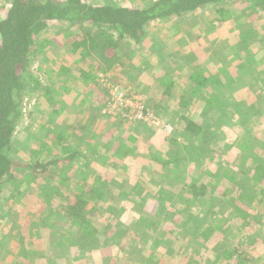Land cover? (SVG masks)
Returning <instances> with one entry per match:
<instances>
[{
  "label": "trees",
  "instance_id": "obj_1",
  "mask_svg": "<svg viewBox=\"0 0 264 264\" xmlns=\"http://www.w3.org/2000/svg\"><path fill=\"white\" fill-rule=\"evenodd\" d=\"M124 1L123 4L115 0H0V222L6 224L14 220L15 214L20 218L17 220L22 229L13 239L12 250L8 251L13 254L14 264H38L30 260L28 253L33 252L35 238L42 237L40 235L51 241L50 252L36 251L35 256L42 261L47 257L41 264H58V261L81 264L86 259L88 264H119L122 250L115 247L112 252L110 241L115 231L140 236L133 254L123 264H162L165 256L171 258V262L163 261L164 264H182L184 257L176 259L181 255V246L164 218L170 223L173 219L180 227L189 222L194 224L190 236L184 239L186 242L195 236L201 241L215 238L209 248L198 241L200 251L193 250L196 259L190 260L187 256L190 261L186 264H264L262 253L251 256L243 251L241 254L239 239L225 247L215 245L226 218L217 216L215 204L207 205L208 198L216 192L225 196L221 186L223 181L230 182L234 186L229 190L231 195L223 197L230 206L224 209L229 216L228 209L233 212L239 205L244 208L245 216L248 215L239 227H244L239 242L248 240L249 234L264 242V126L253 127L259 119L264 121V73L260 65L264 57L256 61L248 46L255 39V32L246 30L245 20L230 28L229 32L236 34L239 57L231 66L220 56L219 66L212 69L210 65L211 68L206 69L208 57L200 52L201 48L193 49L188 60H196L200 66L187 67L183 77L180 73L158 72L150 83L144 81L147 85L143 84L138 92L129 85L128 89L120 90L122 78L119 73L118 76L114 71L112 74L110 69L123 62L117 50L128 40L136 46L148 44L146 25L192 17L205 9L216 17L208 25L213 29L215 24L232 21L233 11L225 7L237 0H154L147 6L136 4L135 0ZM241 1L247 6L246 13L242 12L241 16L248 13H253L257 19L264 16V0ZM56 26L62 34L58 39L54 38L59 35ZM244 31L247 34L244 35ZM64 37L72 38L66 47L61 43ZM226 40L223 44L229 45ZM258 43L264 48L262 38ZM153 45L148 44L151 49L155 48ZM67 51L84 63L94 53L96 58L103 60L107 72L101 74L100 79L93 66L90 71H84L76 68L74 62L59 64L55 73L45 71L42 77L33 72L32 63L40 54L61 59ZM46 59L44 56L42 61ZM131 63L128 65L130 83L143 80L148 64L139 62L136 68L134 60ZM71 68L78 71L79 85L83 89H79L82 93L76 94L78 98L73 105L63 98V91L60 94L54 88L56 79H69L67 73ZM100 70L104 72L102 67ZM109 88L122 91L125 99L139 98V102H143L140 110L143 116L152 112L153 119L166 124L174 125L167 107L188 110L196 103L201 115L239 119L236 125L240 131L233 134L232 141L218 146L215 138L209 141L210 131L202 122L187 113L179 115L183 123L181 129L173 126L168 135H163L160 133L163 128L136 118L137 111L131 114V106L109 112L110 108H106L111 97ZM96 93L103 98L94 101L92 96ZM238 93L246 96L240 98ZM151 95L156 96L157 101L151 102ZM32 96L48 105L43 116L52 129H46L40 137L30 132L34 128H28L30 131L26 135L24 131L20 136L15 135V125L23 113L22 103ZM98 124L99 128L93 131ZM142 127L152 132L151 139L141 136ZM103 138L107 144L98 147ZM30 141L35 143V148H29ZM22 145L30 157L26 163L17 156ZM225 152H232L235 162H240L235 174L226 169L233 158L225 159ZM137 158L145 163L138 165ZM106 160L109 166L119 165L121 173L114 171V167L111 172L108 165H103ZM195 164L199 172L195 176L179 171ZM102 167L107 168L103 170ZM89 169H92L90 173ZM135 173H139L137 177ZM113 180L120 186L116 188L110 183ZM179 181L182 196L178 195V201L170 202L167 208L168 189L178 187ZM32 188L36 190V198L42 200L41 215H44L41 219H34V214L28 215L23 224L21 220L26 212L21 206L26 199H32ZM176 203L181 207L177 208ZM147 204L158 206L157 213L163 214V220L156 216L157 210L154 218H150ZM246 204L262 207L263 211L248 214ZM192 206L199 207V211L206 207L208 217L203 219V214L195 218L190 210ZM182 215L188 222L178 218ZM151 238L154 239L150 245ZM5 247H9V242L8 235L3 233L0 234L2 260L8 256ZM204 249L208 254L212 252L214 259H205ZM201 257L203 262H196Z\"/></svg>",
  "mask_w": 264,
  "mask_h": 264
},
{
  "label": "rangeland",
  "instance_id": "obj_2",
  "mask_svg": "<svg viewBox=\"0 0 264 264\" xmlns=\"http://www.w3.org/2000/svg\"><path fill=\"white\" fill-rule=\"evenodd\" d=\"M115 1H119L123 4L125 3L124 0H115ZM149 1H152V0H135L136 4H143V5L149 4ZM225 8L233 11L232 21L228 20L227 22L222 23V24H215L213 29L210 28V26L208 25H209V22L214 21L216 17L214 13L210 12L209 10H205V9L199 12H196L195 15L193 14L192 17H186V18L178 19V20L176 18H171L167 23L165 21V22H159V23H154V24L151 23L149 25H146L145 27V29L147 30L146 37L148 40H150L148 44L154 43L153 45L155 46L154 49H151V47H149L148 44L142 45V46H136L134 43H132V41L128 40L123 45H121L117 50L118 55L123 60V62L122 64L116 63L110 69H111L112 74L116 72V75L118 76V73H119V76H121L122 78L121 81L123 83L121 87H119L120 90L128 89V87L130 86L132 90H135L138 92L139 88L143 84L150 83L152 81V76H155L156 74H158V72H165L170 75L171 74L178 75L180 73V75L183 77L184 72H187L186 71L187 67L190 68L191 66L192 68H195L197 66H200V62L196 60H192V62H189L188 60L189 52L192 51L193 49L201 48L202 50L200 52H202L208 57V60L206 61V69H210L211 66H213L212 69H214L216 66H219L218 61L220 62V56H222V58L224 57V61L229 63L227 64V66H231V63L237 62L239 60V57L237 58L238 53H237V47H236V42H237L236 34L229 32V30L230 28H233V26L238 25V21L240 20H245L247 22L246 24L248 27L246 30L248 31L253 30L255 32V39H253V41H250L248 45L250 46V48L252 49L254 53L255 60L258 61L260 58L264 57V48L258 43L259 39L262 38L264 40V16L260 19H257V16H255L253 13H248V15L241 16L240 14H242V12L246 13L247 11L246 4H244L241 0H237L235 3L229 6H226ZM262 14L264 15V13ZM55 29L59 32V35L57 34L54 35V38L58 39L57 37L61 36L62 34H60V31L58 30L57 26L55 27ZM245 34H247L246 31H244V35ZM217 35H219V37ZM225 39H227L226 41L230 42L229 45L223 44L224 42L223 40ZM71 40L72 38L70 37H64L61 40L62 46L66 47L70 43ZM44 56L47 59L45 61L44 60L42 61V58ZM55 58L56 56L54 55H49V54L41 55L40 54L39 56L35 58L34 62L32 63L31 68L33 72L39 77L40 76L42 77L43 76L42 73H45V71H52L53 73H55L59 64H70L71 62H74V64L76 65V68L80 67V69H83L84 71H90L93 66L96 69L94 70L95 75L100 79L102 78L101 74L104 75L107 72V70H105L106 66L104 65L103 60L98 57L96 58L94 53L90 54V56L88 57L89 61L87 63H84V61H81L80 58L76 59V57H73V55H71L69 51L63 54L61 59L56 58L57 59L56 60ZM133 60L135 62V64H133V67L134 66L136 67V63L145 61L146 64H148L149 68L147 71L144 72L143 80H139V81L136 80L134 81V83H130L131 80L129 76L128 65L132 64L131 62ZM188 62L190 63L189 66H188ZM120 65H123V67L122 66L120 67ZM260 65L264 73V62L260 63ZM101 67L103 68L104 72L100 70ZM71 70L72 71L67 73V77L70 80L67 79V80L61 81L59 79H56L54 81L55 82L54 88L59 93L60 92L62 93L63 91L64 93L63 98L67 101L69 105H73V102H76V98H78L77 95H81L82 92L80 90H83L82 87H80L79 85L78 71L76 70L73 71L74 69L72 68ZM123 80L125 81V85H124ZM116 81H118V77ZM57 84L61 85L62 87H58ZM65 90L68 92H66ZM147 96L148 95H146V97ZM233 96L236 97L235 94ZM238 96H240V98L241 97L243 98L244 96H246V94L238 93ZM250 96L246 97V99L248 100ZM92 97L94 101L96 99L99 100L103 98L101 94H98V93H96L95 97L94 96ZM150 98H151L150 100L151 102L157 101L156 96L151 95ZM22 106H23V113H22L20 122L17 125H15V129H14L15 135L17 134L18 136H20L22 131H24V133L22 132L23 134L25 133L27 134L30 131V129L32 130L34 128V130L30 132L36 133L40 137L46 129H52V125L48 123V121H45L46 117L43 116V113L48 110V105L45 102L40 103L38 100H35V97L32 96L29 99H25L22 103ZM198 107L199 106L196 105V103L195 104L192 103L188 110H185V109L176 110L172 106L167 107L166 111H167L168 117L172 120L174 125L166 124L165 121L159 120L158 121L159 127L163 128V130L162 129L160 130V133H162L163 135H168L171 132L173 126L175 128L179 127L178 129H181L183 127V123L181 122L179 115L187 114V113H190L191 115H193V117H195L196 119L202 122L203 126H205L210 131L211 135H210L209 141L215 138V140H218L219 142L218 146L222 147L224 143H228L232 141L234 139L233 134L235 135V133L237 134L240 131L239 129L240 127L236 125V120L238 122L239 119H236V120L232 118H227V119L221 118L220 119V118L214 117V115H207V116L201 115V111L200 110L197 111ZM120 108H125V106L118 105V107H116L115 109L120 111ZM150 113L149 115H151ZM32 114L35 115L34 117L36 119L34 117H31ZM238 117L241 118V116H238ZM241 119L246 120L244 118H241ZM29 123L30 125H28ZM32 124L33 126L31 127ZM99 125L100 124H98L97 127L95 126L93 131H96V128H99ZM262 126H264V121L261 119H259V121L254 122L253 124V127L255 129L258 127L261 128ZM26 128L27 129L30 128V129L25 130ZM102 128L104 130L106 129L104 125H102ZM141 130L143 134L141 136H143L145 139H151L153 137L151 135L152 132L146 131V129H144L143 127ZM258 136L260 137V132ZM103 139L104 141L99 140L100 143L98 147H101L107 144V142H105V138ZM96 143H98V140ZM31 144H33V146ZM35 147H36L35 143L30 141L29 148H35ZM232 148H235V147L233 146ZM26 149L27 148H25L22 145L19 147L18 153H17V156L20 157L22 160H24L23 161L24 163L29 162L30 160L29 155L26 154ZM171 150L173 151V149L170 148L169 152L172 153ZM223 154L225 155V159L233 158V160H230V161L227 160L229 161L230 165H228L226 169L231 170L233 173L236 172V170L238 169V165H239L238 163L240 162L238 163L235 162V157H233L232 152L228 154L227 152H225ZM108 162H109L108 160L104 161L103 165H108ZM135 162H137L138 165L139 164L143 165L145 163L144 161L138 158L137 160H135ZM112 167H114V171L121 173V170L119 169L120 168L119 165H117L116 163L114 164V166L108 165V169L110 171L113 169ZM91 168L93 167L91 166ZM106 168L107 167H104L103 170H106ZM91 170L92 169H89L87 172L90 173ZM179 171L185 172V175L187 176H190V175L195 176L197 175V173H199L198 171H196V164L193 167L185 166L184 169L180 168ZM142 172H143L142 175L145 176L146 175L144 173L145 171H142ZM138 174L139 173H135V177H137ZM110 183H113L116 186V188L120 186V184L119 183L116 184L114 180L110 181ZM233 187L234 186L231 185L230 182L223 181L221 190L225 191L226 195L221 196L219 192H216L214 195H211L208 198L207 205L213 206L215 204L216 209L214 208V210L216 211L217 216L219 218L220 217L226 218V220H224L221 224V229H222V231L220 232L221 237L215 240L216 241L215 245L218 244L217 246L222 244L223 247H225V246H228L230 242L231 244H234L236 243V240L238 239L240 240V237H241L240 235L244 233L243 232L244 227L239 228L242 222L244 221V219L248 216V215L245 216V213H243L244 208L241 206L239 207L238 205L237 208L233 211L235 212L234 215H232L233 214V212H231L232 210L228 209L229 216L227 214V211L224 209V207H227L230 205L224 201L223 197L230 196L231 194L229 190H233ZM31 191H32L31 193L32 199H26L25 202L23 201L24 203L21 206L23 207L22 211L26 212L25 216L21 220L23 224L26 223L25 219H27L28 215L32 216V214H34L33 215L35 217L34 219H41L44 215V213L41 215V210L43 207L42 200L40 201V198L39 199L36 198L37 193L35 192L36 191L35 189L32 188ZM62 191L65 192V189ZM181 192H182V189H180V181H179L178 187L168 189V193L170 194V200L165 202V206L167 208L168 207L170 208L169 203L173 201L174 202L178 201L177 196L178 195L182 196V194H180ZM153 206L150 207L148 205L149 208L147 207L148 209H146V211H148L147 215H150V218L152 219L154 218V214L158 212V209H157L158 206L157 207H155V205ZM176 206L177 208L181 207L180 203H176ZM245 206H246L245 209H248V211H246L248 214H251L252 211H259V212L261 210L263 211L262 207L259 209L256 206H253V205L249 206L248 204H246ZM198 209L199 207H193V206L190 207L191 212L194 213L193 216L195 218L197 217L200 218V215L205 214L203 216V219L204 218L206 219L208 217L206 207L200 210L202 213ZM156 216L159 219L163 220V214L159 215L157 213ZM17 218H18V214H15L14 220H10L6 224L4 221L0 222L1 223L0 234L4 233V236L8 235V242H9V247L4 248V251H6L8 254V256H6V259H5L6 261L0 259L1 261L0 264H14L13 254L9 253L8 251L9 249L12 250L11 245L13 244V241H14L13 239L15 238L16 234L22 229V226L19 225L20 218H18L19 220H17ZM178 218H180L182 222L187 221V218L185 215H182ZM170 221L171 223L169 222L167 218H164V222H166L165 224L166 225L170 224L168 228H171L174 235L177 236V242H178L177 244L181 246L180 248L181 255L180 256L177 255L176 259H179L180 257L181 258L184 257L182 260V264H186V261L189 262L190 260H195L196 254L195 252H193V250L200 251L199 249L201 248H200L198 241L200 242L201 240L198 239V236H195L196 238L194 237L193 239L192 237H189L188 242L184 240L186 239V236H190L189 232L191 233V230H192L191 226L194 224H191V222H189L186 224L185 227H180V225L176 224L173 219ZM48 222H50V220H48ZM258 230L261 232L260 234L263 233L261 229H258ZM139 231H141V229ZM234 233H235V237H234ZM249 235L246 237V239L248 240H246L245 242H242V241L239 242V240L237 241L240 245L241 254L243 251L246 252L244 254H249L251 256H258L262 253L264 257V242L259 241L256 237H252ZM40 236L42 237H39L37 239L35 238V241L32 246V248L34 249L33 252L28 253L30 254V260L38 264H41L42 259L35 256L36 251L43 250L42 251L43 253H47V251L49 252L51 251L50 250L51 241L45 235H40ZM156 237H159V236L156 235ZM139 238L140 236H136V234L134 233L123 235L115 231L114 233L111 234L110 241L113 243L112 246H117L120 250H122V254L119 256L121 259V262L126 263V260L127 261L129 260L130 256L133 254L134 249H135L134 244L137 245ZM153 239L154 238L150 239L151 240L150 245L152 244ZM214 239L215 238L211 237L210 239H207L204 241L202 240L201 241L203 242L202 246L204 245L207 248H209V246H212L214 244ZM6 248H8V250H6ZM203 251L206 252V249H204ZM208 253L207 252L204 253L205 259L207 257L214 259L212 257V252H210L211 254H208ZM126 254H128L126 258L123 257V255L125 256ZM187 256L191 257V259L190 260L187 259ZM46 259L47 257L43 259V261L45 262ZM167 260L171 262V258H168V256H165V258H163V261L167 262ZM200 260H202L203 262L202 257L201 259L198 258L196 262H200ZM61 261L62 263H65L64 259ZM163 261H162V264H164ZM58 264H61V262L58 261ZM81 264H88V259L84 260Z\"/></svg>",
  "mask_w": 264,
  "mask_h": 264
},
{
  "label": "built area",
  "instance_id": "obj_3",
  "mask_svg": "<svg viewBox=\"0 0 264 264\" xmlns=\"http://www.w3.org/2000/svg\"><path fill=\"white\" fill-rule=\"evenodd\" d=\"M108 93L111 97H109L110 99V103L107 104L106 108H110L109 112L112 109H115L116 107H118V105L120 106H131V111L130 113L133 114L134 112H136V114L134 115L136 118L139 119H143L144 121H148V123H151L155 126H159L158 120L153 119L151 117V115H147V116H143L142 113L140 112V110L143 107V102H139V98L137 99H125L126 95L122 92L117 90L116 88H109ZM132 100H137V101H132ZM105 111H107V109H105ZM152 118V119H150Z\"/></svg>",
  "mask_w": 264,
  "mask_h": 264
},
{
  "label": "crops",
  "instance_id": "obj_4",
  "mask_svg": "<svg viewBox=\"0 0 264 264\" xmlns=\"http://www.w3.org/2000/svg\"><path fill=\"white\" fill-rule=\"evenodd\" d=\"M152 1H154V0H152ZM151 1H149V3H150ZM148 5V4H147ZM147 5H145V6H147ZM169 20H166V23L168 22ZM147 31V30H146ZM115 247H117V246H113L112 247V252H113V249L115 248ZM119 249V248H118ZM120 256V255H119ZM41 263H44V261H42L41 260ZM70 264H73V263H70ZM119 264H123V262H121V259H119Z\"/></svg>",
  "mask_w": 264,
  "mask_h": 264
}]
</instances>
